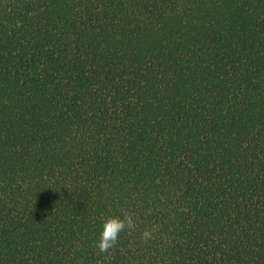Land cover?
<instances>
[{
  "label": "trees",
  "instance_id": "16d2710c",
  "mask_svg": "<svg viewBox=\"0 0 264 264\" xmlns=\"http://www.w3.org/2000/svg\"><path fill=\"white\" fill-rule=\"evenodd\" d=\"M0 264H264V0H0Z\"/></svg>",
  "mask_w": 264,
  "mask_h": 264
},
{
  "label": "clouds",
  "instance_id": "9594fccd",
  "mask_svg": "<svg viewBox=\"0 0 264 264\" xmlns=\"http://www.w3.org/2000/svg\"><path fill=\"white\" fill-rule=\"evenodd\" d=\"M136 224L134 218L130 215L126 216H109L102 224V230L97 241V248L104 253L111 249L118 241L121 233L135 229ZM151 237V232L145 230L143 233L144 241L147 242Z\"/></svg>",
  "mask_w": 264,
  "mask_h": 264
}]
</instances>
